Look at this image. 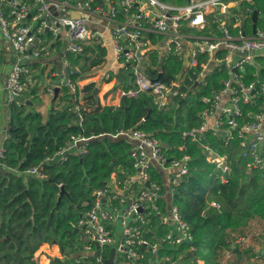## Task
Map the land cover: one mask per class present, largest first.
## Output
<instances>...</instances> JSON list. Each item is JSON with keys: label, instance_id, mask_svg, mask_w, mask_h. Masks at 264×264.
Returning a JSON list of instances; mask_svg holds the SVG:
<instances>
[{"label": "built area", "instance_id": "built-area-1", "mask_svg": "<svg viewBox=\"0 0 264 264\" xmlns=\"http://www.w3.org/2000/svg\"><path fill=\"white\" fill-rule=\"evenodd\" d=\"M243 1L252 0H0V32L14 58L5 79L6 103L22 105L31 63L58 52L61 67L52 75L61 87L69 88L74 108L80 110L84 91L73 77L70 55L84 54L91 47L95 58L109 40L116 62L129 79L122 84L111 69H104L102 77L104 86L120 99L148 93L156 108L164 110L175 99L185 98L191 88L207 87L211 74H225L219 87L202 96L199 123L183 136L201 146L220 171L222 182L232 170V159L228 152H219L208 136L224 148L237 141L246 172L263 171L264 21L260 22L262 12L252 7L233 13ZM248 18L249 33L245 30ZM170 58L181 62V73L170 82L162 76L157 79ZM186 78L192 83L183 90ZM49 92L53 95L52 87ZM100 136L125 138L132 148L127 158L110 165L104 186L94 191L90 207L74 224L85 240L74 261L79 264L89 256L91 264H106L114 247L112 264L180 263L186 252L174 259L169 254L161 256L160 249L193 241L191 226L173 201L175 187L189 172L191 157L186 153L169 157L163 142L152 133L129 128L91 137L71 134L65 145L24 173L46 179V165L86 153L88 143ZM7 137V126H0V166H5ZM183 148L177 146L179 151ZM211 204L220 207L218 202ZM160 220L167 227L164 234L157 226ZM89 252L93 255L85 254ZM255 261L264 264V252Z\"/></svg>", "mask_w": 264, "mask_h": 264}, {"label": "trees", "instance_id": "trees-1", "mask_svg": "<svg viewBox=\"0 0 264 264\" xmlns=\"http://www.w3.org/2000/svg\"><path fill=\"white\" fill-rule=\"evenodd\" d=\"M248 7L260 10V22L264 21V0L243 1L232 12L239 13ZM250 21L251 18L245 21L248 33ZM232 22L233 18L230 25ZM93 51L87 47L84 54L70 55L75 80L86 68L97 66L105 59V50L100 49L95 58ZM261 63L264 65V57ZM161 68L162 80L170 82L181 73L182 65L176 58H170ZM262 72L264 74V68ZM224 76L222 72L211 74L207 87L191 88L185 98L175 99L164 110L156 108L148 93L123 96L118 105H103L92 94L95 81L84 86L78 111L66 86L62 87L59 99L47 116L35 108L42 102L37 86L31 89L28 103L25 100L22 105L9 106L5 166H0V264H37L36 251L43 243L54 240L60 245L64 258H55L53 263L74 262V257H66L81 247L82 239L74 224L90 207L94 191L104 186L110 165L129 156L132 143L125 138L100 136L88 143L86 153H74L66 161L46 165V179L24 172L40 164L56 147L65 145L71 134L91 137L129 128H139L159 138L169 157L185 153L191 157L189 172L175 187L173 201L182 218L190 224L193 241L178 247L165 245L160 249V255L169 254L177 259L186 252L177 264H223L221 253L227 251L230 254L228 260L232 258V261L226 264H258L255 258L264 252V225L257 234L258 243L243 248L240 243H244L242 237L246 238L244 241L248 240L246 230L255 220L264 224V170L248 174L237 141L224 148L208 136L219 152H228L232 159V170L226 174L227 181L222 182L220 171L207 160L201 146L183 136L184 131L199 123L202 96L219 87ZM191 83L186 78L183 90ZM152 107L150 117L145 119ZM179 145L184 147L182 151L177 149ZM154 175L159 178L155 172ZM62 185L66 193L58 204ZM213 201L220 207L213 206ZM157 226L160 234L167 231L161 220ZM192 245L195 250H190ZM105 255H108L107 251ZM91 259L80 264H91Z\"/></svg>", "mask_w": 264, "mask_h": 264}, {"label": "crops", "instance_id": "crops-1", "mask_svg": "<svg viewBox=\"0 0 264 264\" xmlns=\"http://www.w3.org/2000/svg\"><path fill=\"white\" fill-rule=\"evenodd\" d=\"M0 46H1V50H0V118L3 115H5L6 120L8 122L10 110H9V105L6 103V93H5L4 85H5V79H6L7 75L9 74V71L11 70V67L13 65L14 58H13L12 48H11L10 44L5 41L1 32H0ZM103 50H105V52H106L105 59L103 60V62L97 66H91L90 68H86L85 71L80 75V77L78 79V83L80 80V85L84 86V84H82V83H87L86 81H89V80H91L89 82L95 81L96 82L95 87H99L98 100L101 102V104H103V105H118L120 103L121 99L118 96H114L115 94L112 93L110 90H108L107 86H104V80L102 77L103 70L104 69H111L112 72L116 74V76L118 77L119 81L122 84H125V82L128 81L129 74L124 71V69L122 68L120 63L116 62L114 54H113L112 45H111V42L109 40L106 43V48H104ZM34 63H37V64L39 63V64L37 67L36 66L34 67L33 66ZM31 65H32V73L28 78H26V86L28 87V85L32 82V79H34V78H35L34 81H37V80L42 81V79H44V83L47 84V82H49L50 78H54V76L52 75L53 71L61 67L60 55L58 52H56V54L54 56H52L48 59H40L37 61L35 60L31 63ZM90 71H95V72H91L92 76L86 75V73L87 72L89 73ZM119 75L121 76L122 79L119 78ZM56 84H57V80L54 83L47 84L46 93L43 95L42 102L35 105L37 110L42 111L44 113L45 103H49V101L51 99L50 97L52 96L49 92V88H51V87L53 88ZM110 85L113 86V82L110 83ZM29 95H30V93H27V92L24 94V98L26 101H29L31 99V96H29ZM102 97H106V100L109 101V103L108 102H107V104H106V102L103 103ZM110 100H113V101L110 102ZM48 113H49V111L47 110V114ZM4 126H7V124H5ZM119 138H122V137H119ZM114 139H118V138H114ZM263 225H264L263 222L259 221V220H255L252 223L251 227L246 230L248 233L247 234L248 240L247 241L242 240V242H244V243L243 244L240 243L242 248L243 247H249V246L252 247V245L254 246L256 243H258V241H257V234L259 232L258 229H259V226L263 227ZM76 230L77 229L75 228V231ZM77 233L79 234V230ZM80 238L82 239V241L79 244L81 247L78 250V252L69 253L66 255V257L73 258V257L77 256L78 253H82L83 245L85 243L83 234ZM85 254L93 255V252H91V253L89 252V253H85ZM229 256H230V254L227 251H224L221 253V259L223 261V264H226V263H229L230 261H232V258L230 260H228ZM234 256H235V258L237 257L236 255H234ZM55 258H64V255L62 253L60 245L57 243H53V242L43 243L39 247V249L36 251L35 256H34V259H35L37 264L38 263H40V264H54L53 260ZM88 258H89V256L87 258H84L82 261H84ZM48 259H50V261ZM74 260H75V258H74ZM72 264H76V262L74 261Z\"/></svg>", "mask_w": 264, "mask_h": 264}, {"label": "water", "instance_id": "water-1", "mask_svg": "<svg viewBox=\"0 0 264 264\" xmlns=\"http://www.w3.org/2000/svg\"><path fill=\"white\" fill-rule=\"evenodd\" d=\"M74 16H76V14H73ZM257 19H258V11L255 10L254 11V14H253V21H254V24H253V30L255 32L256 30V23H257ZM68 28V26H67ZM162 76V74H159L158 78L157 79H160ZM119 78H121V76L119 75ZM196 86V85H195ZM61 89L62 87L59 85V81H57V84L53 87V95L51 96V99L48 103V111L49 113L52 111V108H53V104L55 101H57L59 99V94L61 92ZM176 89V86H174L172 88L171 91H169L168 95H170L174 90ZM98 92H99V87H95L92 94L96 97L97 101H98ZM29 101H27L28 103ZM152 110H153V107L149 109L145 119H148L152 113ZM66 193V190H65V187L62 185L61 186V192L58 196V204L60 203L61 199H62V196ZM91 205V204H90ZM76 232H78V229L76 230ZM53 243H56V240L53 241ZM114 253H115V248L113 247L111 249V252H110V256L109 258L105 259V263L106 264H112V261H113V256H114Z\"/></svg>", "mask_w": 264, "mask_h": 264}, {"label": "rangeland", "instance_id": "rangeland-1", "mask_svg": "<svg viewBox=\"0 0 264 264\" xmlns=\"http://www.w3.org/2000/svg\"><path fill=\"white\" fill-rule=\"evenodd\" d=\"M65 41H66V37L65 36H63V38H62V40H61V42L62 43H65ZM262 52H264V50L262 51ZM91 72H95V71H90L89 73L87 72L86 73V75H90V76H92V73ZM85 75V76H86ZM35 79V78H34ZM34 79H32V82L28 85V87L26 86V91H25V93L27 92V93H30L31 92V89L33 88V87H35V86H37L38 87V89H39V96H40V98L41 99H43V95L46 93V87H47V84H51V83H54V82H56V79H54V78H50V80H49V82H47V84L46 83H44V79H42V81L40 80H37V81H34ZM48 79V78H47ZM46 79V80H47ZM89 81H91V80H89ZM89 81H86L87 83H82V84H84V86L86 85V84H88V83H90ZM79 85H80V80H79ZM84 86H82V85H80V87L83 89L84 88ZM29 96H31V94L29 95ZM114 96H117L116 94L114 95ZM51 98V97H50ZM102 101H103V103H105L106 102V104H107V102L109 103V101H107L106 100V97H102ZM113 100H110V102H112ZM37 105V104H36ZM48 103H45V111H44V114H45V116H47V110H48ZM59 107H62V104H59L58 105ZM36 108V107H35ZM3 115V114H2ZM8 122H7V120H6V116L5 115H3L1 118H0V126H4L5 124H7ZM262 227H260L259 226V229H261ZM258 229V230H259ZM79 236L81 237L82 236V233L81 232H79Z\"/></svg>", "mask_w": 264, "mask_h": 264}]
</instances>
